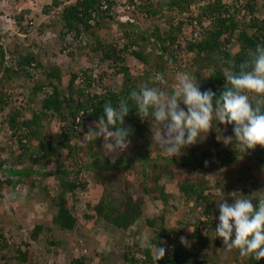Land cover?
Returning <instances> with one entry per match:
<instances>
[{"label":"trees","instance_id":"16d2710c","mask_svg":"<svg viewBox=\"0 0 264 264\" xmlns=\"http://www.w3.org/2000/svg\"><path fill=\"white\" fill-rule=\"evenodd\" d=\"M65 1L68 0H51L43 10L49 12ZM129 1L134 6L129 13L134 21L116 20L120 35L113 41H97L93 47L98 53V65L109 62L112 67L109 76H122L117 89L103 83L109 73L101 67L96 69L98 73L95 75L88 67L81 71H71L66 87L61 88L59 66L45 65L38 53L21 54L15 49L10 52L3 44L8 29L4 23L0 24V41L3 38L0 42V68L6 59L12 65L4 67L5 72L18 73L31 79L33 75L30 69L39 71V75L36 74V84L27 96L31 105L38 99L39 101L37 108L32 109L28 117L21 109L14 107L6 118L1 116V110L11 106V97L16 91L5 80L0 79V129L3 127L10 132L17 145L13 166L6 167L2 157L5 148L0 144V172L6 176L5 179H0V189L14 191L20 184L33 186L37 179L40 181L41 177L53 174L58 177V187L61 190L56 196L47 195L46 215L35 220L33 225L28 223L23 206L12 207L16 221L12 222L9 217L8 227L0 226V264H8L11 259L22 264H46V260L34 258L39 247H44L46 253L58 256L60 241L55 240L52 230L58 228L70 231L78 224L74 206L79 202V197L75 190L86 186L85 182H80L77 178L81 170L91 172L95 182L102 186L96 203H84V219L95 222L102 220L122 236L133 226L140 229L149 227L153 231L150 242L158 248L163 246L160 244L161 240L169 239L175 230L167 221V216L177 209L170 203L172 195L160 183L162 177L167 175L175 180L184 203L189 205L190 201L193 202L187 217H178L176 221L180 228L177 229V234H182L184 228L192 227L187 237L194 240V243L191 242L187 247L175 238L176 243L165 248L164 257L155 261L154 251L148 247L142 248L141 243L136 241L133 247L125 245L121 252L126 263L215 264V247L222 243V239L212 236L218 224L217 204L223 199L229 204L233 203L230 194L231 176L240 170L233 166L236 163L233 154L247 155L264 167V148L259 145L255 149L246 150L247 152L239 149L222 156L219 153L212 154L207 148L194 154L199 150L194 144L184 148V154L170 158L161 153L152 139L148 138L152 121L142 119L131 101L123 124L124 128L131 130L128 137L130 143L114 160L110 159L104 146H95L93 139L84 146L75 143L84 132H89V121H98L103 114L105 102L117 106L121 98H127L143 82L155 87L159 84L171 94L176 89L177 72H187L196 76L201 92L211 90L218 97L226 83L225 71H238L239 65L249 59V52L254 51L257 44H264V16L261 19L255 16L258 5L264 8V0H168L163 3L161 0H140L139 3ZM101 2L102 0H74L65 5L61 19L67 34H72L74 40H81L83 32L103 25L105 19L113 18L112 9L118 2L105 0L106 9L101 8ZM17 15L19 16L14 17L15 26L28 32L21 24V19L25 18L23 11ZM247 15L250 16L248 19ZM143 20H147L145 29L141 27ZM234 41L237 44L231 52L230 46ZM148 48L151 49L148 51ZM181 52L194 54L187 65H182V57L179 55ZM7 53L8 58H5ZM128 58H134L145 66L141 79L131 73L127 65ZM156 74H162L165 82L155 81L153 78ZM95 82L101 84L98 92L89 90ZM45 88L49 90L45 91ZM20 93L21 91L18 94ZM181 107L184 108V105L181 104ZM52 120L58 122L53 139L44 133L45 124ZM215 123L214 121L213 127ZM110 130L114 131L115 128ZM71 142L74 143L71 145ZM233 143L236 144L235 141L231 144ZM64 150L67 157H73L75 162H79L76 171L59 165ZM52 160L56 169H43L49 168ZM211 166L216 170L209 169ZM118 167L127 173L114 176L112 170ZM199 167L208 171L207 178L196 174ZM99 171L107 172L100 181ZM73 174L75 177L70 180L69 176ZM134 183H137V189L132 187ZM249 186H242L235 195L252 198L251 202L255 207L258 205L256 198L264 197V184L260 185L254 179L249 181ZM146 195H152V199L162 202L164 208L161 214L145 215L143 205L146 203ZM33 206L34 203V211ZM191 210L196 211L195 215L190 213ZM135 231L139 232L137 229ZM13 232L22 236L23 249L17 245L13 252L8 251L11 253L8 255L7 248L13 246ZM41 238L44 239L43 245ZM231 239H234V234ZM92 258L95 256L86 249L85 252L79 249L73 254L69 264H87V261L92 262ZM247 259L245 264H264V258L258 261L252 257ZM52 262L56 264L55 259Z\"/></svg>","mask_w":264,"mask_h":264},{"label":"rangeland","instance_id":"374dc122","mask_svg":"<svg viewBox=\"0 0 264 264\" xmlns=\"http://www.w3.org/2000/svg\"><path fill=\"white\" fill-rule=\"evenodd\" d=\"M72 1L74 0L62 2L51 11L44 12V6L49 4L51 0H0V24L3 25V23H6L5 26L6 29H8L3 41L4 46L7 47L10 52L15 49L21 54L38 53L45 65H58L61 70V88L66 87L69 79V73L71 71H81L82 69L88 67L95 75L98 73L96 69L101 67V69L109 73L108 76L103 80V83L114 89H117L121 84L122 76L120 74L115 77L109 76L111 75L110 70H112L111 65L109 62H105L101 66L98 65V53L97 51L93 50L94 44H96L97 41H113L117 36L120 35L121 31L117 26L115 18L105 19L103 25L98 27L95 26L94 28L83 32V36L80 38L81 40H74L72 34H67L65 28L63 27L64 21L61 19L63 7L72 3ZM165 1L168 0H161L162 3ZM21 11H23V14L25 15V18L23 17L24 19H21V24L26 27L28 32H24L20 27L15 26L16 20H14V17H18L19 15L17 14ZM255 16L259 19L264 16V8L262 6L258 5ZM248 18L249 15H247V19ZM141 23L143 25L141 27L145 29L147 20H143ZM236 44L237 42L234 41L230 46L231 52H233L235 49ZM149 49L151 48H148L147 50L149 51ZM179 55L182 57V65H187L189 61H191L194 54L191 52H181ZM5 56V58H8V53ZM5 61L6 62H4L2 68H0V79L3 81L5 80L7 84H10L12 87H14L16 92L11 97V106L8 105L4 107V109L1 110V116L6 118L10 109L14 107L19 110L21 109L22 112H24V114L28 117L31 115V110L37 108L39 101L38 99L36 103L31 105L30 103L32 102H30L27 98L28 94H30L29 90L33 88L34 84H36L39 71L30 69V72L33 75L31 79L18 73H12L9 71L5 72L4 67H9L12 65V63H10L8 60L5 59ZM127 65L130 67L131 73L136 76L138 75L139 79H141L145 66L134 58H128ZM177 73L180 74L181 72ZM178 74L176 75L177 82L175 83V87L178 84ZM96 83L97 82H95L93 88H89V90L98 92L101 89V84ZM139 83L141 82L139 81ZM156 87L162 88L159 84H157ZM47 90H49V88H45V91ZM20 91L22 94H18ZM87 125L89 130H96L94 129L95 122L89 121ZM216 127L220 129V132L223 136L234 137V126L218 124ZM155 128V124L150 126V130L148 131L150 132V135L147 134V136H149L148 138L152 139V131H155ZM57 129L58 122L52 120L49 121L48 124H45L44 133L53 139V135ZM9 133L10 132L4 130L3 127L0 129V144L5 148L2 157L5 159L4 165L6 167L13 166L12 161L17 153V145ZM86 133L88 132H84L79 138H77L75 141L77 145L84 146L89 142L90 139H92L89 136H85ZM209 133L213 134L210 135ZM216 136L217 132L215 130L212 132L209 131L207 134H202V137L198 138L197 143H195L197 145V149L199 150H197L194 154H198L200 149L205 148L209 149L212 154L219 153L222 156L227 154V152L234 153L239 149L241 150L237 143L235 145L234 143H218ZM93 141L95 146H104L105 143L103 137L101 140L96 138ZM73 143L74 142H71V145ZM183 152L184 150L182 149L181 153ZM233 155H235L234 158L236 161L233 166L240 169L234 172L233 176H231L232 184L230 194L233 198H235L239 195L235 194L240 192L242 186L250 187V180L256 179L260 185L264 184V167L259 166L247 155ZM108 156L111 160H113V154H108ZM51 162L52 165L49 168H42L45 170H55V162H53V160ZM59 165L67 169H74V171H76L79 167V162H75L73 157H67L66 151L64 150ZM209 169L216 170V168L212 166ZM112 171L114 176L120 173H122V175L127 173L119 167ZM80 172L81 173L78 174L77 178L80 182H85L86 186L84 188H77L75 190L79 197V202L75 204L76 208L74 206V212L78 216V224L76 225V228L70 231L53 228L52 231L55 240L60 241V244L57 247V251L59 252L58 256L46 253L44 247H39V249L36 250L34 258H39L43 261L46 260V264H53V259H55L56 264H69L73 254H75L79 249H81L83 252H85L86 249L88 253L95 256V258H92V262L87 261V264H128L122 259L121 256V252L125 248L124 246L126 245L133 247L136 241L141 243L142 239L150 241L151 237L153 236L152 229L149 227H142V229H140L136 226H133L122 236L115 228L106 224L102 220L95 222L93 220L84 219V203L88 202L91 205L96 203L97 198L102 192V186L99 182H95L94 176L91 172L84 170H81ZM106 173L107 172L99 171L98 181L102 180ZM196 174L206 178L209 176L208 171H205L200 167L196 169ZM5 177V174L0 172V179H5ZM74 177L75 174L70 175L69 179L73 180ZM160 183L164 185L165 191L172 195V200L170 203L177 207V209L172 210V214L167 216V221H169L170 225H172L175 230L170 235L169 239L163 238L161 242L164 243L160 244L163 245L162 247L166 248L168 245L171 246L176 243L175 238L177 241L181 242V237H184V245L189 247L191 242L194 243V240L187 237L192 231V227L184 228L183 232H181L182 234H177V229L180 230V228L176 218H186L189 214L190 205H193V202L190 201L189 205L183 202V198L178 193L175 180H171L167 175L162 177ZM132 185L133 188L137 189V183ZM43 188L46 189L43 191ZM60 191L61 190L58 187V177L53 174L41 177L40 181L37 179L36 182L33 183V186H29L28 184H20L14 191L5 188L0 189V226L8 225V223H10L9 217L12 218V222L16 221V216L12 213V207L17 205H21L25 208L26 217L29 221L28 223L33 225L35 220L42 218L44 214L46 215V209L48 207L47 195L56 196L60 194ZM67 196L69 197V195ZM144 198L146 203L143 205V211L146 216H153L162 213L164 207L160 200L152 199V195H146ZM32 203H34V211L32 209ZM26 207H28V209ZM170 211L171 210L169 209V212ZM195 212V210H191L190 213L195 215ZM135 229H137L139 232H136ZM201 232L202 234L205 233L203 229ZM11 236L13 246L7 248L8 255L11 254L9 252H13L16 249L17 245L21 246L23 249L21 242L22 236L20 234H15L14 232L11 234ZM212 236L215 237L216 233L213 232ZM40 241L43 245L44 239L41 238ZM215 248V256L217 258L215 264H245L248 260L247 257H241L236 249H225L223 241ZM17 263L18 261L16 259H11L8 262V264ZM153 264L157 263L154 262Z\"/></svg>","mask_w":264,"mask_h":264},{"label":"clouds","instance_id":"9594fccd","mask_svg":"<svg viewBox=\"0 0 264 264\" xmlns=\"http://www.w3.org/2000/svg\"><path fill=\"white\" fill-rule=\"evenodd\" d=\"M224 75L226 83L218 97L211 90L201 92L196 76L187 72L178 74V84L171 94L143 82L138 90L121 98L117 106L105 102L103 114L95 122L97 130L90 129L85 136L93 140L103 137L104 148L114 154V160L130 143L131 130L123 124L131 101L142 119H150L156 125L155 131L151 130L152 142L170 158L181 155L182 149L194 145L202 134L211 130L217 132L218 142L235 141L243 152L257 145L264 148V44H257L249 52V59L239 65L238 71L226 70ZM153 79L165 82L162 74H156ZM217 124L234 125V139L223 136ZM232 199L231 204L225 199L217 204L216 237L222 238L225 249H238L241 257L258 261L264 258V197L256 198L255 207L250 197L239 194ZM181 243H185L184 237ZM140 246L152 249L155 261L165 255L164 247L158 248L150 241L142 239Z\"/></svg>","mask_w":264,"mask_h":264},{"label":"built area","instance_id":"2783aa9c","mask_svg":"<svg viewBox=\"0 0 264 264\" xmlns=\"http://www.w3.org/2000/svg\"><path fill=\"white\" fill-rule=\"evenodd\" d=\"M116 1L118 2V4L114 5V7L112 9L113 18H115V20H119L120 22H126V21L133 22L134 18L129 14L130 11L134 7L133 4L130 3L129 0H116ZM132 1H133V3H139L140 2V0H132ZM101 8H103V9L107 8V4H106L105 0H102ZM4 18H5V16H4ZM8 21H9V18H8ZM5 24L6 23H4V26H5ZM5 28H6V26H5ZM2 41H3V38H1L0 42H2Z\"/></svg>","mask_w":264,"mask_h":264}]
</instances>
